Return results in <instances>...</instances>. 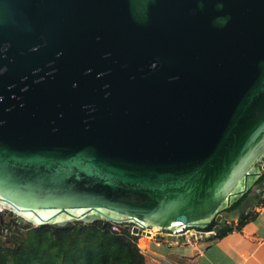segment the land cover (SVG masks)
<instances>
[{
	"label": "water",
	"instance_id": "water-1",
	"mask_svg": "<svg viewBox=\"0 0 264 264\" xmlns=\"http://www.w3.org/2000/svg\"><path fill=\"white\" fill-rule=\"evenodd\" d=\"M263 173L264 0H0V210L203 228Z\"/></svg>",
	"mask_w": 264,
	"mask_h": 264
},
{
	"label": "trees",
	"instance_id": "trees-1",
	"mask_svg": "<svg viewBox=\"0 0 264 264\" xmlns=\"http://www.w3.org/2000/svg\"><path fill=\"white\" fill-rule=\"evenodd\" d=\"M254 187L261 188L264 194V173L240 200L223 212L230 214L243 210L245 204L251 203ZM262 193L254 198L258 206H264ZM257 215L256 210L243 211L237 223L225 219L219 222L214 218L200 229L214 231L211 239L215 240L241 230ZM6 219L7 213L0 211V225L12 229L8 238L0 240V264H147L146 256L137 244L138 236L125 224L95 220L65 226H36L22 223L13 215L10 220ZM216 226H220V231H215Z\"/></svg>",
	"mask_w": 264,
	"mask_h": 264
},
{
	"label": "crops",
	"instance_id": "crops-1",
	"mask_svg": "<svg viewBox=\"0 0 264 264\" xmlns=\"http://www.w3.org/2000/svg\"><path fill=\"white\" fill-rule=\"evenodd\" d=\"M260 190L262 189L258 188L253 192L251 203L227 219L228 222L237 223L243 211H258L257 217L241 230H234L215 240H212L211 236L198 240H188L185 237L160 241L143 239L146 263L264 264V206H258L254 199L262 193Z\"/></svg>",
	"mask_w": 264,
	"mask_h": 264
},
{
	"label": "built area",
	"instance_id": "built-area-1",
	"mask_svg": "<svg viewBox=\"0 0 264 264\" xmlns=\"http://www.w3.org/2000/svg\"><path fill=\"white\" fill-rule=\"evenodd\" d=\"M259 192H262V190H260ZM6 209L7 207L3 206V209L0 211L6 212ZM132 227L133 226L130 227L131 230H132ZM7 231L8 230L5 229L3 232L8 234ZM214 233H215L214 231H204V230H201L200 228L190 227V226L181 228L179 230L153 229V228H146V227L140 226V232L138 233L133 232V234L139 237L137 244L143 253L145 251L143 239L157 240V239H161L159 238L161 236L163 237L162 239H165V240L172 239V238H182V237H185L188 240H198L202 237L213 236Z\"/></svg>",
	"mask_w": 264,
	"mask_h": 264
},
{
	"label": "flooded vegetation",
	"instance_id": "flooded-vegetation-1",
	"mask_svg": "<svg viewBox=\"0 0 264 264\" xmlns=\"http://www.w3.org/2000/svg\"><path fill=\"white\" fill-rule=\"evenodd\" d=\"M65 23H66V29H65V32L64 33H73V28L74 27H78L79 26V22L77 21H74V22H69L68 21V23L65 21ZM67 25L69 26V27H67ZM16 28H20V26H16L15 27V29ZM69 30L71 31V32H69ZM70 36L71 35H67V36H65V40H66V42L68 43V41L71 43V46H74V43H72V37L70 38ZM2 37H3V40H4V44L3 45H1V49L2 50H5V49H7L8 47H9V40L7 39V36L6 35H2ZM68 45H69V43H68ZM44 47H45V45L43 44V43H41L40 41H36L32 46H30L28 49H25L24 47H19V48H17V52L16 53H18V54H16L17 56H20V54L21 53H26V52H29V51H34V50H38V49H40L41 48V50L40 51H42V50H47L48 49V47H47V49H44ZM69 47H70V45H69ZM70 48H74V47H70ZM58 52H61V51H58ZM1 64H2V70H6L7 68H9V66L8 65H6V64H4V62L2 61L1 62Z\"/></svg>",
	"mask_w": 264,
	"mask_h": 264
},
{
	"label": "rangeland",
	"instance_id": "rangeland-1",
	"mask_svg": "<svg viewBox=\"0 0 264 264\" xmlns=\"http://www.w3.org/2000/svg\"><path fill=\"white\" fill-rule=\"evenodd\" d=\"M257 189V187H254V190H256ZM246 205V204H245ZM245 207V206H244ZM10 213L8 212L7 213V221L8 220H10V215H9ZM237 214V211H235V212H232V213H226V212H223L222 213V215L224 216L223 217V219H225V221H228L227 219H229L230 217H231V215L232 216H234V215H236ZM8 230L7 231V233L8 234H6L5 232H3L4 230ZM11 232H12V229L10 228V227H8V228H5L4 226H1L0 225V240L2 239V240H5L6 238H8L9 236H10V234H11ZM138 239H139V237H138ZM155 241H160V239H157V240H155ZM166 246H168V245H166Z\"/></svg>",
	"mask_w": 264,
	"mask_h": 264
}]
</instances>
